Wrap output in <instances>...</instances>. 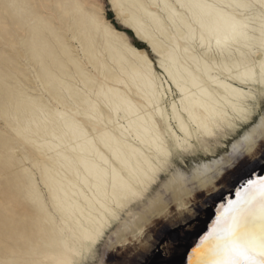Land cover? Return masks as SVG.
I'll return each mask as SVG.
<instances>
[{
  "label": "bare ground",
  "instance_id": "6f19581e",
  "mask_svg": "<svg viewBox=\"0 0 264 264\" xmlns=\"http://www.w3.org/2000/svg\"><path fill=\"white\" fill-rule=\"evenodd\" d=\"M120 2L127 28L149 45L157 65L104 17L116 35L109 34L79 0H0V38L15 52L0 55V114L10 131L42 152L43 183L63 223V228L57 225L41 199L23 206L26 221L16 218L0 232L11 240L0 248V264H76L80 257L73 255L74 250L100 229L103 239L111 233L109 241L115 248L126 246L125 240L141 232L138 242L148 251L151 244L145 241L150 228L158 220L171 219L174 209L177 219L187 223V215L193 222L164 253L165 259L191 264L192 249L200 246L222 206L242 189L238 185L247 179V170L260 171L257 157H252L238 178L234 175L218 183L224 175L221 167L231 168L236 157L201 161L186 171L180 162L186 165L184 157L202 152L195 147L179 156L173 152L165 163L160 153L171 141L162 137L156 103L166 94L169 108L176 104L186 121L215 125V141L239 135L240 128L251 123V116L244 118L251 107L248 98L264 88L246 77L250 69L259 73L264 61V8L259 0ZM236 3L248 7H229ZM237 22L247 25L244 35L234 31ZM191 29H195V43ZM68 33L79 47L71 43ZM132 50L147 57V68ZM22 58L34 68L41 89L18 86L21 77L34 80L21 67ZM87 64L94 66L101 81ZM226 124L232 127L225 129ZM246 128L245 136L252 131ZM173 132L180 135L175 128ZM15 142L0 132L5 153L14 150ZM216 151L213 146L202 153ZM27 173L22 180L30 181L34 192L35 175ZM199 191L207 193V203L198 199ZM148 218L151 224L142 228Z\"/></svg>",
  "mask_w": 264,
  "mask_h": 264
},
{
  "label": "snow or ice",
  "instance_id": "6c2138e0",
  "mask_svg": "<svg viewBox=\"0 0 264 264\" xmlns=\"http://www.w3.org/2000/svg\"><path fill=\"white\" fill-rule=\"evenodd\" d=\"M259 2L261 8H264V0H259ZM232 6L248 7L245 3L229 5V7ZM88 7L94 19L103 22L105 30L111 35L116 34L104 21V13L108 8L119 14L117 18L122 23L128 22L120 0H94ZM233 27L239 35H244L247 25L237 22ZM190 38L193 43L196 42L195 29H191ZM199 40L200 46L204 47L205 37L202 34ZM216 43L217 46L220 45L219 40ZM153 51H156L154 46ZM132 54L142 66L146 68L149 66L150 62L143 53L132 50ZM160 66L164 68L163 60L160 61ZM246 77L251 82L264 85V61L260 63L259 73L250 69ZM248 99L251 107L250 110L245 111L244 118L251 116V123L247 128L252 131L246 136L241 133L242 140L234 137L224 141L223 147L220 142L212 139L218 135L214 130L215 125L210 127L203 122L196 123L192 119L186 121L178 114L176 104H171L169 108L166 94H161L156 102L159 118L163 122L162 137L171 141L166 150L160 153V158L165 163H167L166 158L172 156L173 152L179 156L194 147L207 152L209 148L215 146L219 150L217 155H221L222 158L236 157L233 166L225 169L218 183H224L237 172L248 169V165L252 163V157H257L255 163L260 167V173L256 177H253L255 167L247 170V179L242 189L235 191L234 199L228 200L226 206H222L215 224L200 240V246L192 249L191 264H264V178H261L264 177V164H260V161H264V88L256 96H250ZM257 105H259L258 111ZM165 114H167V120H165ZM231 127V124L224 125L225 129ZM173 128L180 135H176ZM257 131L260 133L259 136H257ZM161 144H164V139H161ZM133 195L137 194L133 193ZM218 195L223 200V193ZM196 196L207 203L205 191L197 192ZM199 210V205H197L196 211ZM177 215V210L174 209L171 219L158 220L155 226L150 228V236L146 237L151 242L148 251H145L138 242L141 232H136L130 240H125L126 247L115 248L111 241L103 239V229L97 230L85 237V243L74 250L73 255L80 257L76 264H171L164 258V253L177 244L181 238V232L193 222L185 215L184 220L187 223H184L176 218ZM150 224L151 218L145 219L142 228ZM205 255L211 258L205 260L203 258Z\"/></svg>",
  "mask_w": 264,
  "mask_h": 264
},
{
  "label": "rangeland",
  "instance_id": "374dc122",
  "mask_svg": "<svg viewBox=\"0 0 264 264\" xmlns=\"http://www.w3.org/2000/svg\"><path fill=\"white\" fill-rule=\"evenodd\" d=\"M79 1L84 3L87 8H89L88 6L94 2V0H79ZM45 14H48V12ZM104 17L118 31L125 33L129 38L130 42L134 46H136L139 49L146 50L150 58L157 65V57L152 53L149 45L145 43L144 40L137 38L135 33L129 28H127L126 23H122L121 20L117 18V13L114 10L108 8L104 13ZM68 37L70 38L71 43L75 47H79L78 43L72 40V35L70 33H68ZM2 54L9 56L15 54V52L12 47L8 46L7 43L0 38V55ZM21 61H22L21 67L24 68V71L28 72L29 77L30 78L32 77L34 80L30 82L25 80V78L21 77L20 81H18L19 82L18 86L27 91L28 88L30 90L41 89L42 86L40 82L38 80H35L34 68H29L27 65V61L25 59L22 58ZM2 63L5 64V62ZM7 66L11 70L15 71V69L10 65L7 64ZM87 67L98 80L100 81L102 80V78L99 77L98 74L96 73V70L94 69V66L92 64H87ZM158 71L160 72V70ZM39 93L40 91L34 92V94H39ZM101 106L104 114L108 113L107 108L103 105ZM246 127L247 125L240 128L239 135L243 133ZM0 132L11 136L13 140L16 141L14 145V150L9 152V154L5 153L4 150L2 149V146L0 145V232L2 229L11 227L12 222L16 218H22L24 221H26L27 219L26 210L23 209L22 207L23 206L26 207L29 205L31 206V204H35L36 199L37 200L41 199L43 202L46 203V205L50 208L49 214L51 216H54L57 221V225L63 228V223L61 222V218L59 217L57 212L52 208V203L49 197L48 190L45 188L43 183L42 164L44 157L42 152L38 149L36 145L24 143L22 140L19 139V137L16 135L15 132L10 131L6 126V121L4 117L1 114H0ZM26 133L28 132L24 131V134ZM239 135H227L222 140V142H220L221 147H223L224 141H227L228 139H232L234 137H238ZM218 151H216V153L213 154L200 152L198 153V156L188 155L184 157V162L186 165H184L182 162H180V164L182 165L183 169L187 171L190 170L195 164H200L201 161L212 162L214 160H218V159L220 160L222 156L217 155ZM221 168L225 170L226 168H228V166H226V168L225 166ZM224 170L223 173L225 172ZM27 171H30L35 175V179L33 182V188L35 190L34 192L31 191L32 187L30 185V181L22 180V178L23 179L25 177L28 178ZM235 176L239 177L238 172L235 174ZM198 203L199 202H197V204ZM7 236H0V248L4 243L11 242V240L9 239L10 237ZM109 236H111V233H108L104 237V239L109 240ZM145 243L151 244L150 240L145 241ZM166 256L167 254L164 255V258ZM167 260L170 261L172 260V258H167Z\"/></svg>",
  "mask_w": 264,
  "mask_h": 264
},
{
  "label": "water",
  "instance_id": "95a60500",
  "mask_svg": "<svg viewBox=\"0 0 264 264\" xmlns=\"http://www.w3.org/2000/svg\"><path fill=\"white\" fill-rule=\"evenodd\" d=\"M259 173H260V171H256V172L253 174V177L258 176ZM261 178H263V177H261ZM245 180H246V179L242 180V181L239 183L238 188H239V187L242 188V187L244 186V181H245ZM228 196L232 197V194L225 196V199H226ZM203 236H204V235H203Z\"/></svg>",
  "mask_w": 264,
  "mask_h": 264
}]
</instances>
